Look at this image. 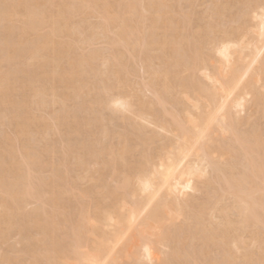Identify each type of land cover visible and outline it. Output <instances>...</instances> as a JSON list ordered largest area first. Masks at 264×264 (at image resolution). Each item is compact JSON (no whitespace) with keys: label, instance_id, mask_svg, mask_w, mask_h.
Returning a JSON list of instances; mask_svg holds the SVG:
<instances>
[{"label":"bare ground","instance_id":"obj_1","mask_svg":"<svg viewBox=\"0 0 264 264\" xmlns=\"http://www.w3.org/2000/svg\"><path fill=\"white\" fill-rule=\"evenodd\" d=\"M0 264H264V0H0Z\"/></svg>","mask_w":264,"mask_h":264},{"label":"rangeland","instance_id":"obj_2","mask_svg":"<svg viewBox=\"0 0 264 264\" xmlns=\"http://www.w3.org/2000/svg\"><path fill=\"white\" fill-rule=\"evenodd\" d=\"M202 5H203V4H201L200 6L202 7ZM200 6H199V7H200ZM205 6H206V5H205ZM199 7H198V9H199ZM202 8L204 9V7H202ZM203 9H202V10H203ZM199 11H200V10H199ZM93 48H95V47H92V49H93ZM95 49H96V48H95ZM98 49H99V46H98ZM93 50H94V49H93Z\"/></svg>","mask_w":264,"mask_h":264}]
</instances>
